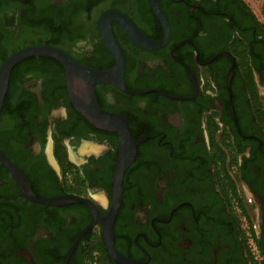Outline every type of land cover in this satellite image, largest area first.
I'll use <instances>...</instances> for the list:
<instances>
[{
  "label": "flooded vegetation",
  "instance_id": "af4514ba",
  "mask_svg": "<svg viewBox=\"0 0 264 264\" xmlns=\"http://www.w3.org/2000/svg\"><path fill=\"white\" fill-rule=\"evenodd\" d=\"M0 0V68L49 46L94 71L124 58L98 108L136 143L113 223L133 264H264V0ZM133 26L157 47L136 42ZM34 56L12 70L0 150V264H119L114 210L120 133L81 111L88 81ZM72 92L76 95L73 101Z\"/></svg>",
  "mask_w": 264,
  "mask_h": 264
},
{
  "label": "water",
  "instance_id": "95a60500",
  "mask_svg": "<svg viewBox=\"0 0 264 264\" xmlns=\"http://www.w3.org/2000/svg\"><path fill=\"white\" fill-rule=\"evenodd\" d=\"M156 8L157 12H160L157 7L155 0H151ZM162 15V13H161ZM128 28H132V32L136 37V42L143 46H149V47H157V43H154L144 37L141 33H139L133 26H130L128 23ZM109 47L111 51L117 55V65L114 69L108 70V71H94L87 68H83L79 66L73 58H71L69 55H67L65 52H62L58 49L49 47V46H39V47H30L23 49L11 57H9L6 62L2 65L0 68V114L2 111V107L4 104L5 96L8 91L9 87V80L10 75L13 70V68L20 63L21 61L34 57V56H47L54 58L61 62L64 67L66 68L67 75H68V81L71 89L73 90L74 85V79L75 77H84L85 81H88V89H87V97H83L82 101L80 102V109L82 113L89 118L90 120H97L101 123L112 127L113 129L117 130L122 138V144H121V160L118 164L117 173H116V193H115V200H114V210L110 214V219L107 221L105 225V231H104V238L107 245V249L111 255V257L118 262L119 264H133L128 259L123 257L117 250L114 248L113 244V223L115 220L116 212L119 208V204L121 202L122 197V181H123V175L126 171V169L129 167L131 162L135 158V154L137 152L136 149V143L131 138V135L129 133V130L127 128V125L125 121L121 120L118 117L108 115L104 112H102L96 103V97H95V89L94 85L96 83H113L116 85L122 84L123 74H124V58L121 54V51L118 47V45L114 42L113 38L111 37L109 41ZM76 95L72 92V98L73 101L76 103ZM0 162H2L7 169L10 171V173L16 178V180L19 182V184L24 189V194L39 203L46 204V205H66L71 203H85L90 206L92 210L95 209L93 204L82 197L77 196H64V197H55L50 198L47 200H39L35 197L33 192L29 188V184L23 175V173L7 158V156L0 150Z\"/></svg>",
  "mask_w": 264,
  "mask_h": 264
}]
</instances>
